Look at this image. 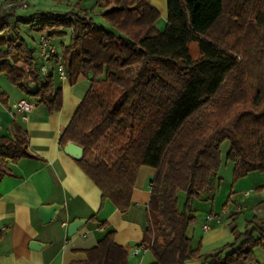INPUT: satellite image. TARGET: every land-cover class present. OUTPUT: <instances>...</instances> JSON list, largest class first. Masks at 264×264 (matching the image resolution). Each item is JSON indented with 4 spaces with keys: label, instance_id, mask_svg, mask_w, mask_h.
I'll use <instances>...</instances> for the list:
<instances>
[{
    "label": "trees",
    "instance_id": "1",
    "mask_svg": "<svg viewBox=\"0 0 264 264\" xmlns=\"http://www.w3.org/2000/svg\"><path fill=\"white\" fill-rule=\"evenodd\" d=\"M165 1L162 32L148 0H95L94 13L82 9L81 0L64 15L17 17L14 9L0 10V76L35 105L58 112L61 90L51 74L40 73L23 34L58 38L69 31L59 53L66 79L73 85L83 77L89 87L59 146L83 149L76 162L99 189L100 208L109 201L127 213L139 169L152 168L140 242L153 257L150 264H259L253 249L264 243V215L241 233L233 227V242L206 256L191 245L187 230L191 202L213 197L222 143H229L234 179L264 172V0H231L229 11L225 0ZM193 42L196 58L189 54ZM28 144L19 128L0 136V181L12 175L8 161L34 158ZM88 220L108 228L94 216ZM114 236L107 230L83 261L70 264H130Z\"/></svg>",
    "mask_w": 264,
    "mask_h": 264
},
{
    "label": "crops",
    "instance_id": "2",
    "mask_svg": "<svg viewBox=\"0 0 264 264\" xmlns=\"http://www.w3.org/2000/svg\"><path fill=\"white\" fill-rule=\"evenodd\" d=\"M148 1L159 17L166 20V1ZM75 2L0 0V10L14 9L17 17H28L35 12L64 15L73 8ZM94 3L95 0H81V7L94 13ZM22 5L26 7L23 9ZM44 36L31 31L24 35L37 59V47ZM57 52L59 54L58 49ZM51 75L52 78L56 75L59 84L55 88L60 89L62 94V107L53 113H49L42 105H35L33 98L25 96L18 87L3 81L5 77L0 76V136L12 137L18 128L21 129L28 135V151L34 156L8 161L12 175L0 181V264H70L83 261L85 251L96 246L107 230H114V242L127 250L128 261L134 264L133 258L141 256L142 260L148 251L140 245L143 223L133 213L144 208L146 214L155 170L148 167L139 169L136 182L143 176L147 185L135 183L131 208L127 214L122 215L109 201H105L100 208L99 189L59 146V138L84 96L74 94L73 88L77 81L86 79L80 77L75 84L70 85L67 79L59 77L56 72L52 71ZM20 101L33 105L26 118L15 109V104ZM52 204L61 205L62 208L52 222L43 224L39 208ZM91 216L97 222H105L108 228H100L96 222L88 220L74 235L67 236L69 223ZM211 229L209 222V233L204 239H213ZM30 243L38 246L30 248ZM135 250H138V254L133 256Z\"/></svg>",
    "mask_w": 264,
    "mask_h": 264
},
{
    "label": "rangeland",
    "instance_id": "3",
    "mask_svg": "<svg viewBox=\"0 0 264 264\" xmlns=\"http://www.w3.org/2000/svg\"><path fill=\"white\" fill-rule=\"evenodd\" d=\"M226 11L231 7V0H225ZM25 15V14H24ZM97 24L105 26L104 22L96 18ZM166 20L159 17L156 21V29L162 32L165 28ZM29 30H26V32ZM26 32L23 35H27ZM66 36L52 38V44L61 52V45H67L69 41V31ZM189 54L192 58L198 55V47L196 43L189 44ZM36 55V54H35ZM133 69H131L132 75ZM6 79V78H5ZM2 79L3 81H7ZM54 86H58L59 82L56 75L52 78ZM8 82V81H7ZM9 83V82H8ZM89 87L87 80H79L73 88L74 94L83 96ZM102 150L104 147L101 148ZM229 150V143L224 142L220 147V165L217 177L213 181V197L210 200L194 199L191 202L190 213L194 217L193 222L187 230V235L191 238V245L199 249L200 255L206 256L214 250H221L226 245L231 244L234 240L231 229L235 227L237 232H243L247 226V222L253 217L264 215V172H252L245 177L233 178V165L226 160V153ZM110 153V152H108ZM111 154V153H110ZM148 169H152L149 168ZM141 180V181H140ZM146 184V179L139 178L136 184ZM178 207L180 210L184 208L186 196L183 192L178 193ZM131 208V207H130ZM129 212V210H128ZM127 212V213H128ZM125 213V214H127ZM124 214V215H125ZM133 214L143 223V231L146 227V214L144 208L137 209ZM123 215V214H122ZM208 215L212 216L210 228L213 232V239H204L209 233L202 229L204 220ZM228 252L224 249L223 255ZM253 255L259 264H264V243L253 249ZM141 256L132 259L134 264H138ZM153 261L151 253L148 251L140 261V264H150ZM196 264H202L201 261H190Z\"/></svg>",
    "mask_w": 264,
    "mask_h": 264
},
{
    "label": "built area",
    "instance_id": "4",
    "mask_svg": "<svg viewBox=\"0 0 264 264\" xmlns=\"http://www.w3.org/2000/svg\"><path fill=\"white\" fill-rule=\"evenodd\" d=\"M23 9L26 5L21 6ZM38 60H39V71L43 76H48L52 74V71L56 72L59 77L66 79V74L64 66L57 49L51 42V38L44 36L41 38L38 47ZM15 109L18 113H21L24 118H26L32 111L33 105L27 101H20L15 104ZM212 221V216L208 215L205 219V224L203 225V230L207 231L209 229V222ZM138 254V250L132 252L135 256Z\"/></svg>",
    "mask_w": 264,
    "mask_h": 264
},
{
    "label": "water",
    "instance_id": "5",
    "mask_svg": "<svg viewBox=\"0 0 264 264\" xmlns=\"http://www.w3.org/2000/svg\"><path fill=\"white\" fill-rule=\"evenodd\" d=\"M63 152L65 155L70 157L74 161H80L83 157V149L73 143H68L64 148ZM62 208L61 205L52 204L39 208V215L43 224H49L55 219L57 212ZM88 218L75 219L67 226V236L74 235L80 227H82ZM38 245L30 243V248H36Z\"/></svg>",
    "mask_w": 264,
    "mask_h": 264
}]
</instances>
